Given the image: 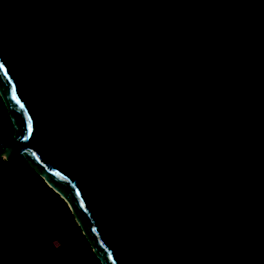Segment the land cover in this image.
I'll return each mask as SVG.
<instances>
[{"label":"water","instance_id":"1","mask_svg":"<svg viewBox=\"0 0 264 264\" xmlns=\"http://www.w3.org/2000/svg\"><path fill=\"white\" fill-rule=\"evenodd\" d=\"M0 95L102 264H264V0H0Z\"/></svg>","mask_w":264,"mask_h":264},{"label":"trees","instance_id":"2","mask_svg":"<svg viewBox=\"0 0 264 264\" xmlns=\"http://www.w3.org/2000/svg\"><path fill=\"white\" fill-rule=\"evenodd\" d=\"M0 132L6 145L14 143V125L1 95ZM26 209L42 219L43 213L49 216L54 235L48 247L26 240L31 224ZM55 239L62 243L59 249ZM0 264H102L68 203L22 156L0 165Z\"/></svg>","mask_w":264,"mask_h":264},{"label":"rangeland","instance_id":"3","mask_svg":"<svg viewBox=\"0 0 264 264\" xmlns=\"http://www.w3.org/2000/svg\"><path fill=\"white\" fill-rule=\"evenodd\" d=\"M25 215L27 217V220L31 222L30 227H29V231L26 234V240L31 243L33 246H40L41 244H43V246L46 248L48 247V243H49V237L53 236L54 234H50V224L49 222V216L45 213L44 217L45 219L40 218L37 213L35 212L32 213L33 211H35L34 209H26L24 210ZM52 244L55 248H60L62 247V243L59 239H55L52 241ZM64 249V247H63Z\"/></svg>","mask_w":264,"mask_h":264},{"label":"built area","instance_id":"4","mask_svg":"<svg viewBox=\"0 0 264 264\" xmlns=\"http://www.w3.org/2000/svg\"><path fill=\"white\" fill-rule=\"evenodd\" d=\"M7 145L5 144L4 140H3V137H2V134L0 132V153L3 152V150L5 149Z\"/></svg>","mask_w":264,"mask_h":264},{"label":"snow or ice","instance_id":"5","mask_svg":"<svg viewBox=\"0 0 264 264\" xmlns=\"http://www.w3.org/2000/svg\"><path fill=\"white\" fill-rule=\"evenodd\" d=\"M28 131L31 132V125H28Z\"/></svg>","mask_w":264,"mask_h":264}]
</instances>
